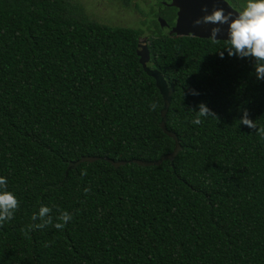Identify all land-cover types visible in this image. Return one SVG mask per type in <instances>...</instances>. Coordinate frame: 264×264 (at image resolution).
<instances>
[{"label":"trees","instance_id":"1","mask_svg":"<svg viewBox=\"0 0 264 264\" xmlns=\"http://www.w3.org/2000/svg\"><path fill=\"white\" fill-rule=\"evenodd\" d=\"M143 34L70 16L66 0H0V176L19 201L0 264H264V138L239 123L247 109L264 127L255 59L159 26L165 113ZM201 102L217 118L195 125ZM42 205L73 218L29 230Z\"/></svg>","mask_w":264,"mask_h":264},{"label":"clouds","instance_id":"2","mask_svg":"<svg viewBox=\"0 0 264 264\" xmlns=\"http://www.w3.org/2000/svg\"><path fill=\"white\" fill-rule=\"evenodd\" d=\"M202 11L206 14L194 20L193 25L199 26L202 23L216 25L210 29V37L215 41L222 31L220 25L228 24V38L224 49H227L229 56L253 57L257 79H264V0H246L242 10L235 11L238 15L234 19L232 18V11L225 13L224 8L221 7H215L210 14H208L207 7L202 8ZM219 55L223 58L224 52L220 51ZM190 91L192 95H198L195 90ZM149 107L150 110H156L158 103L153 101ZM198 107L196 117L191 123L200 125L202 117L212 116L217 118L216 114L205 103L201 102ZM239 123L251 129H256L257 135L264 138V127H258L257 123L249 118L247 109L243 110V116ZM86 174L87 170L82 169L81 175ZM84 191L86 194L90 189L85 188ZM18 207L17 197L7 188L6 177L0 176V224L12 220ZM52 212L51 207L42 205L38 213H33L31 217L33 223L29 225V230L44 229L49 226L57 230H63L65 224L73 218L72 214L65 210H58L55 217Z\"/></svg>","mask_w":264,"mask_h":264},{"label":"water","instance_id":"3","mask_svg":"<svg viewBox=\"0 0 264 264\" xmlns=\"http://www.w3.org/2000/svg\"><path fill=\"white\" fill-rule=\"evenodd\" d=\"M169 5L178 7V18L175 26L171 30V34L175 33L178 35H195L199 37L211 38L210 29L216 25L212 24H201L197 26L196 29H193L190 23H187L188 20L191 21L196 20L197 18L203 17L206 13L202 11V8L207 7L208 14L215 7L224 8L225 13L228 11L233 12V19L238 15L235 11L237 9L228 1V0H172ZM231 8H230V6ZM158 22L161 27L169 26L166 19L163 17H158ZM222 31L218 34L216 40H227L228 38V24L220 25ZM145 43L142 45L141 42L138 44L137 54L139 56L140 63L143 65L144 69L147 73L152 75L157 82V86L159 87L161 93L163 94V98H165V113L169 107L171 101V93L166 84L163 76L160 74L158 70L152 69L149 67V62L151 60V53L149 50V46L147 43V38H143ZM141 41V39H139ZM173 155V154H172ZM162 161V160H161ZM140 162V161H139ZM142 164H156L155 161H147L140 162Z\"/></svg>","mask_w":264,"mask_h":264},{"label":"rangeland","instance_id":"4","mask_svg":"<svg viewBox=\"0 0 264 264\" xmlns=\"http://www.w3.org/2000/svg\"><path fill=\"white\" fill-rule=\"evenodd\" d=\"M161 1L66 0V6L70 16L77 18L87 16L92 20L112 26L141 28L144 30L143 35L150 36V30L147 25L150 24L153 14L157 13L161 7L165 9L161 5ZM234 7L237 10H242L238 6ZM152 27L159 29L155 22L152 23Z\"/></svg>","mask_w":264,"mask_h":264},{"label":"flooded vegetation","instance_id":"5","mask_svg":"<svg viewBox=\"0 0 264 264\" xmlns=\"http://www.w3.org/2000/svg\"><path fill=\"white\" fill-rule=\"evenodd\" d=\"M171 1L172 0H162L161 1L162 2L161 5L163 7H165V9L166 8H169V10L166 13L172 18V20L169 21L168 18H166V17H164L163 15H160V14L157 16V20H158V17H163L164 19H166V21L169 24V26L161 27L160 24H159V26H160V28L163 31L168 32L170 34H171L172 28L176 24V21H177V18H178V11H179L178 7L169 5ZM163 10H164V8L161 7L160 10L157 13L162 12ZM191 20L192 19L188 20L187 23H190L191 26L193 27V29H196L197 26H194L193 25V21H191ZM147 28L150 30V35H151L152 34V31L154 30V28L152 27L151 24L147 25ZM143 38H147V43L149 42V36L142 35V36L139 37V39H141V41H139V39H138V44H139V42H141L142 45L145 43V41H144Z\"/></svg>","mask_w":264,"mask_h":264}]
</instances>
